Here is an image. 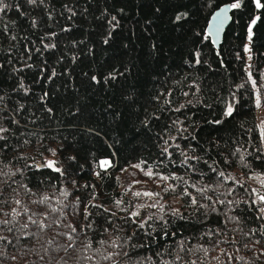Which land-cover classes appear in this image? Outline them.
I'll use <instances>...</instances> for the list:
<instances>
[{"label": "trees", "instance_id": "obj_1", "mask_svg": "<svg viewBox=\"0 0 264 264\" xmlns=\"http://www.w3.org/2000/svg\"><path fill=\"white\" fill-rule=\"evenodd\" d=\"M226 3L241 7L231 8L215 48L206 25ZM0 6V220L9 221L0 228V264H264V7ZM153 238L155 246L134 247Z\"/></svg>", "mask_w": 264, "mask_h": 264}, {"label": "snow or ice", "instance_id": "obj_2", "mask_svg": "<svg viewBox=\"0 0 264 264\" xmlns=\"http://www.w3.org/2000/svg\"><path fill=\"white\" fill-rule=\"evenodd\" d=\"M28 2L31 3V4H35V3H36V0H28ZM255 4H256V7H257V8L264 7V5L261 4L260 0H255ZM0 5H3V0H0ZM240 7H241V4H240V3H233V4L231 5V8H232V9H238V8H240ZM3 10H4L3 7L0 6V11H3ZM113 19H115V17H113ZM177 19H179V17H177ZM257 19H258V18H257ZM34 23H35V21H33V24H34ZM254 23H255V20L253 21V24H254ZM248 31H249V39H251L252 29L249 28ZM105 43H107V40H105ZM247 50H248V49H246V51H247ZM93 79H95V77H93ZM45 95H47V94H45ZM0 99H3V97H0ZM260 103H261V102H260V99H259V97H257V99H256V106L259 107V106H260ZM177 110H179V109H177ZM49 111H51V109H49ZM233 111H234V108H233L232 106H229V107H227L226 112L224 113V115H226V116H228V117H231V116L233 115ZM215 123L219 124V123H221V121L217 120V121H215ZM6 131H7L6 128L0 127V133L6 132ZM4 139H5V137L2 136V135H0V140H4ZM165 143L167 144V142H165ZM261 143L264 144V133H262V135H261ZM2 147H3V146H0V148H2ZM177 147H178V145H177ZM165 151H167V148H165ZM256 151H257V152H260L261 150H260L259 148H257ZM261 156H264V152L261 153ZM261 156H257L256 159H257V160H260V159H261ZM197 159H199V158H197ZM243 160H244V157L241 156V163H243ZM108 164H109V161H107V160L103 161V165H108ZM46 166H47L48 168L53 169L54 171H57V172H60V171H61V169L55 167V163H54L53 161H47ZM135 166H136V167H139V165H135ZM245 167H250V165H245ZM213 171H215V169H213ZM0 174H2V173H0ZM11 175H15V173H11ZM146 175L149 176V177H151V176H152V172H151V171H148V172H146ZM219 176H224V173H223V172H220V173H219ZM174 178H176V177H174ZM161 179H168V177H161ZM179 179H183V178L180 177ZM185 183H186V182H185ZM261 185L264 186V179H261ZM240 186L243 187V184H241ZM173 190H174V189H173ZM205 190H206V189H205ZM2 191H3V190L0 189V194H2ZM165 191H167V189H166ZM253 192H256V190L254 189ZM65 195H67V193H65ZM135 195L139 196L140 193H135ZM144 195L152 196V195H154V194H153V193H144ZM183 195H188V193L185 191V192L183 193ZM257 195H258V197H259V203H260V205H264V194H258V193H257ZM209 199H210V198H209ZM77 200H78V198H77ZM15 203L19 204L20 201H19V200H16ZM119 203H120V202L118 201L117 204H119ZM191 203H192V204H196V203H197V201L195 200V198H192ZM255 203H256L255 200L252 201V204H255ZM153 206H155V205H153ZM93 207L100 208V207H102V206H101V205H93ZM200 207L207 208L208 205L201 204ZM103 211L107 212V211H109V210H108L107 208H104ZM258 211H259V213H261L262 215H261V216H258L257 219H264V206L259 207V208H258ZM111 214L114 215V213H111ZM3 215L7 216V215H9V214H8V213H3ZM90 215H91V213H88L87 210H85V219H87V217L90 216ZM138 215H139L138 212H133V213H132V216H138ZM172 215H177V212L174 211V212L172 213ZM181 218L183 219L184 217L181 215ZM148 219H151V217H149ZM161 219H162V217H161ZM230 219H235V218H230ZM31 222H32L33 224H36V223H37V221H35V220H32ZM146 222H147V221H145L144 223H146ZM8 223H9L8 220H0V228H3V227L6 226ZM109 223H112V221L109 220ZM144 223H141L139 227H140V228H143V227H144ZM23 227L27 228V225L25 224V225H23ZM40 227H43V225H40ZM88 227H91V224H89ZM9 231H11V229H9ZM75 231H76V229L73 228V232H75ZM105 231H107V229H105ZM253 232H255V229H253ZM133 235H135V233H133ZM142 235H143V236H150L151 234H150V233H144V234H142ZM175 235H176V233H174V232L171 233V236H175ZM167 236H169V233L165 230V231L163 232V235L161 236V239H164V237H167ZM5 239H6L5 237L0 236V241H3V240H5ZM68 239H69V240H72L73 237H72V236H69ZM130 239H131V237H129V240H130ZM8 243H11V241H8ZM181 243H182V242H181ZM150 245H151V246H155V238H153L151 241L145 239L141 244H139L138 246H137V245H134V247H148V246H150ZM115 247H118V248H119L120 245H115ZM205 251H207V249H205ZM121 254H123L124 256H128V255H129L128 252H123V253L117 252V253H114V255H121ZM12 259L14 260L15 257L13 256ZM105 259H112V257H111V256H107V257H105ZM146 259H151V257H147ZM136 264H140V261L137 260V261H136ZM192 264H196V262L193 261Z\"/></svg>", "mask_w": 264, "mask_h": 264}, {"label": "water", "instance_id": "obj_3", "mask_svg": "<svg viewBox=\"0 0 264 264\" xmlns=\"http://www.w3.org/2000/svg\"><path fill=\"white\" fill-rule=\"evenodd\" d=\"M230 10L229 3L223 4L215 9L208 18L206 33L215 48L219 46L223 33L230 22Z\"/></svg>", "mask_w": 264, "mask_h": 264}, {"label": "rangeland", "instance_id": "obj_4", "mask_svg": "<svg viewBox=\"0 0 264 264\" xmlns=\"http://www.w3.org/2000/svg\"><path fill=\"white\" fill-rule=\"evenodd\" d=\"M246 49H248V50L246 51ZM244 50H245V53H247V54H248V52L250 51L249 32H248V37H247V39L245 40V47H244ZM257 115H258V118H257V124H258V127H259V129H260V133H261V135H262V133H264V122H263V120L261 119L260 114L257 113Z\"/></svg>", "mask_w": 264, "mask_h": 264}]
</instances>
